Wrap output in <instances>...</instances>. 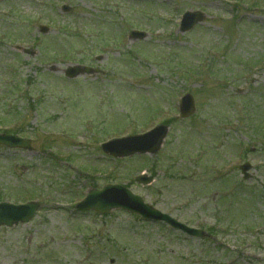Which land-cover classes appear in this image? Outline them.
Returning a JSON list of instances; mask_svg holds the SVG:
<instances>
[{
    "label": "rangeland",
    "instance_id": "374dc122",
    "mask_svg": "<svg viewBox=\"0 0 264 264\" xmlns=\"http://www.w3.org/2000/svg\"><path fill=\"white\" fill-rule=\"evenodd\" d=\"M241 1L0 0V125L22 121L10 128L34 147H0V202L41 201L32 221L0 228V264H264V67L248 66L264 60V0ZM188 10L207 17L181 34ZM132 28L149 37L124 44ZM75 65L101 72L66 79ZM186 91L196 113L171 123L158 154L117 160L100 150L176 116ZM142 173L151 186L136 183ZM109 184L212 238L123 211L76 212Z\"/></svg>",
    "mask_w": 264,
    "mask_h": 264
},
{
    "label": "water",
    "instance_id": "95a60500",
    "mask_svg": "<svg viewBox=\"0 0 264 264\" xmlns=\"http://www.w3.org/2000/svg\"><path fill=\"white\" fill-rule=\"evenodd\" d=\"M202 19L203 15L201 13L186 14L182 31L185 32L192 29ZM84 73H89V70L77 67L68 69L65 74L68 78H75ZM181 108L184 118L192 115L195 110L193 99L188 96ZM167 131L166 127H160L146 136L113 141L104 145L103 149L106 153L117 158L130 157L135 154H154L161 148ZM0 144L9 148L31 149L30 141L14 136H0ZM138 181L144 185H148L152 182V179L142 177ZM38 207L36 204H29L27 206H14L7 203L0 204V227L2 225L12 227L19 223L30 221L34 217ZM79 208L84 210L92 209L100 213H108L112 209L122 208L133 213H138L147 220L166 222L174 228L183 230L189 234H198V232L190 231L180 225L169 216L163 215L150 206L145 205L141 198L132 195L130 191L119 186L107 187L102 192L92 191L88 199L79 205Z\"/></svg>",
    "mask_w": 264,
    "mask_h": 264
}]
</instances>
